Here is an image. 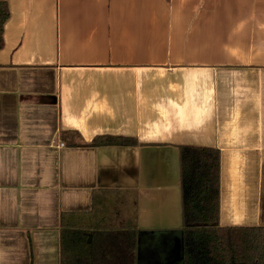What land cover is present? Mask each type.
<instances>
[{
	"label": "crops",
	"instance_id": "1",
	"mask_svg": "<svg viewBox=\"0 0 264 264\" xmlns=\"http://www.w3.org/2000/svg\"><path fill=\"white\" fill-rule=\"evenodd\" d=\"M0 1V264H61L64 214L118 236L94 264H184L181 147L264 226V0Z\"/></svg>",
	"mask_w": 264,
	"mask_h": 264
},
{
	"label": "trees",
	"instance_id": "2",
	"mask_svg": "<svg viewBox=\"0 0 264 264\" xmlns=\"http://www.w3.org/2000/svg\"><path fill=\"white\" fill-rule=\"evenodd\" d=\"M8 4L0 1V50ZM135 143L131 138L99 137L93 146ZM184 264H264V226L222 227L221 154L216 149L180 148ZM78 214H64L61 227V264H94L103 244L115 241L113 234L91 233ZM132 230V231H131ZM128 258L135 260L138 239L134 229L126 235ZM99 258V257H98Z\"/></svg>",
	"mask_w": 264,
	"mask_h": 264
},
{
	"label": "built area",
	"instance_id": "3",
	"mask_svg": "<svg viewBox=\"0 0 264 264\" xmlns=\"http://www.w3.org/2000/svg\"><path fill=\"white\" fill-rule=\"evenodd\" d=\"M65 145L64 144H60V147H64Z\"/></svg>",
	"mask_w": 264,
	"mask_h": 264
}]
</instances>
